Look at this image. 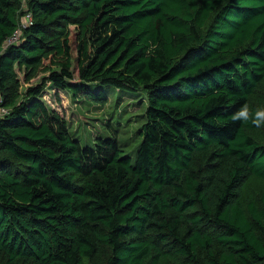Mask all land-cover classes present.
Here are the masks:
<instances>
[{
    "label": "trees",
    "instance_id": "trees-1",
    "mask_svg": "<svg viewBox=\"0 0 264 264\" xmlns=\"http://www.w3.org/2000/svg\"><path fill=\"white\" fill-rule=\"evenodd\" d=\"M47 89L143 94L134 154L82 146ZM245 103L264 108V0H0V264H264Z\"/></svg>",
    "mask_w": 264,
    "mask_h": 264
},
{
    "label": "rangeland",
    "instance_id": "rangeland-1",
    "mask_svg": "<svg viewBox=\"0 0 264 264\" xmlns=\"http://www.w3.org/2000/svg\"><path fill=\"white\" fill-rule=\"evenodd\" d=\"M25 15L20 24L25 22ZM19 77L22 78L21 74ZM38 81V78L34 79L29 85ZM26 86L23 84L22 88ZM106 95V103L99 105L87 100L83 95H78L75 98L67 92L47 89L43 93L41 101L64 117L72 136L78 139L82 146L92 145L99 137L106 138L115 134L124 154L133 155L141 141L138 131L144 122L146 98L141 93L134 97L118 95L112 89L111 91L107 90ZM259 138L264 140L263 130L260 132Z\"/></svg>",
    "mask_w": 264,
    "mask_h": 264
},
{
    "label": "clouds",
    "instance_id": "clouds-1",
    "mask_svg": "<svg viewBox=\"0 0 264 264\" xmlns=\"http://www.w3.org/2000/svg\"><path fill=\"white\" fill-rule=\"evenodd\" d=\"M233 122H251L252 125L259 128L264 126V108H256L252 111L247 103L243 104L236 112L231 116Z\"/></svg>",
    "mask_w": 264,
    "mask_h": 264
},
{
    "label": "built area",
    "instance_id": "built-area-1",
    "mask_svg": "<svg viewBox=\"0 0 264 264\" xmlns=\"http://www.w3.org/2000/svg\"><path fill=\"white\" fill-rule=\"evenodd\" d=\"M31 24V16L29 13L25 15V22L20 24L19 28L17 31L12 35V37L7 41V44H14L18 42L20 34H21V29L26 28L28 25ZM1 113H4V111L1 110Z\"/></svg>",
    "mask_w": 264,
    "mask_h": 264
}]
</instances>
